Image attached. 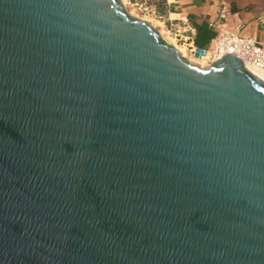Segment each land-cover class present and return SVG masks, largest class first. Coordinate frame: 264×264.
Masks as SVG:
<instances>
[{"label":"water","instance_id":"obj_1","mask_svg":"<svg viewBox=\"0 0 264 264\" xmlns=\"http://www.w3.org/2000/svg\"><path fill=\"white\" fill-rule=\"evenodd\" d=\"M0 264H264V80L121 0H0Z\"/></svg>","mask_w":264,"mask_h":264},{"label":"crops","instance_id":"obj_2","mask_svg":"<svg viewBox=\"0 0 264 264\" xmlns=\"http://www.w3.org/2000/svg\"><path fill=\"white\" fill-rule=\"evenodd\" d=\"M164 1L167 6L166 14L160 12L158 5L151 6L149 20L169 24L167 27L172 31L187 34L189 38H193V42L197 35L196 26L206 25L214 36L216 29L210 24L215 23L232 33L253 38L264 47V0ZM223 9L225 18L221 17ZM214 38L215 36L205 43L206 50L211 47ZM260 70L264 80V69Z\"/></svg>","mask_w":264,"mask_h":264},{"label":"built area","instance_id":"obj_3","mask_svg":"<svg viewBox=\"0 0 264 264\" xmlns=\"http://www.w3.org/2000/svg\"><path fill=\"white\" fill-rule=\"evenodd\" d=\"M138 5L139 1L136 0L135 6ZM139 8V11L145 12L147 15L150 12V8L146 6L145 2H142ZM221 17L225 18L224 9ZM210 26L216 29L217 32L209 51L208 59L211 63L218 61L226 53H233L243 60L246 67L247 65H252L256 68L264 69V47L260 43L253 38L232 33L224 29L220 24L211 23Z\"/></svg>","mask_w":264,"mask_h":264},{"label":"rangeland","instance_id":"obj_4","mask_svg":"<svg viewBox=\"0 0 264 264\" xmlns=\"http://www.w3.org/2000/svg\"><path fill=\"white\" fill-rule=\"evenodd\" d=\"M121 1L123 2L125 8L127 9L128 13L131 16L137 17L138 19H142V20H149V17L145 12L142 13V11H139V9H140L139 7L141 6L142 2H145L146 6L148 8H151V6H154V5H158L160 8V12L163 15H165L167 12L166 4L161 2L160 0H138L139 1L138 6H135V4H133V2H131V0H121ZM152 22H153L154 26L159 29L160 34L168 43L175 46L176 49H177L176 46H178V47L181 46L180 49H182V51H183L182 55H184L183 57H184V59H186L188 61V63H190V64H192V65H194L200 69L210 68L212 63L210 62V60L208 58L210 55L209 51H210L211 47L208 48L207 50H205V52H201L195 46L194 43H188L189 36L187 34L180 33L179 31H172L171 28L167 27V26H169V24L165 23V25H163L162 23L158 22L157 20H154ZM184 43L186 45L189 44L191 47H188V46L182 47L181 44L185 45ZM185 47H188V48H185ZM192 48H196L198 50H196L195 52H192Z\"/></svg>","mask_w":264,"mask_h":264},{"label":"trees","instance_id":"obj_5","mask_svg":"<svg viewBox=\"0 0 264 264\" xmlns=\"http://www.w3.org/2000/svg\"><path fill=\"white\" fill-rule=\"evenodd\" d=\"M161 2L165 3L164 0H160ZM166 4V3H165ZM197 35L194 38V44L197 48L206 49V44L212 37L216 36L217 32L213 36V33L207 28L206 25H199L196 26Z\"/></svg>","mask_w":264,"mask_h":264},{"label":"bare ground","instance_id":"obj_6","mask_svg":"<svg viewBox=\"0 0 264 264\" xmlns=\"http://www.w3.org/2000/svg\"><path fill=\"white\" fill-rule=\"evenodd\" d=\"M125 2V1H124ZM179 40V39H178ZM174 42V41H173ZM174 44V43H173ZM185 44V43H184ZM182 45V47H184V46H188V47H191L189 44H185V45H183V44H181ZM175 47V46H174ZM177 47V50L181 53V55L183 54L182 52V49H180V47H178V46H176ZM188 47H185V48H188ZM186 50V49H185ZM196 50H198V49H196V48H192V52H195ZM182 56H184V55H182ZM247 68L252 72V73H254V74H256V75H258V76H260L261 78H263V72L259 69V68H256V67H254V66H252V65H247Z\"/></svg>","mask_w":264,"mask_h":264}]
</instances>
